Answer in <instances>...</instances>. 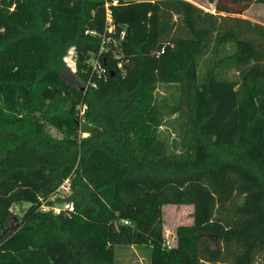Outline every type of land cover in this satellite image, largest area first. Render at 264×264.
I'll use <instances>...</instances> for the list:
<instances>
[{
    "label": "trees",
    "instance_id": "trees-1",
    "mask_svg": "<svg viewBox=\"0 0 264 264\" xmlns=\"http://www.w3.org/2000/svg\"><path fill=\"white\" fill-rule=\"evenodd\" d=\"M207 2L119 0L107 34L103 0H0V264H264V24L239 16L264 0ZM67 178L74 210L39 211ZM164 204L193 207L172 246Z\"/></svg>",
    "mask_w": 264,
    "mask_h": 264
},
{
    "label": "rangeland",
    "instance_id": "rangeland-1",
    "mask_svg": "<svg viewBox=\"0 0 264 264\" xmlns=\"http://www.w3.org/2000/svg\"><path fill=\"white\" fill-rule=\"evenodd\" d=\"M124 1H149V0H124ZM202 9L210 12H214L213 5L209 4L207 0H190ZM239 16L247 18L251 21L264 24V4L252 3L250 4ZM72 72L67 69L63 72V77L67 78ZM170 89L164 84H158L156 93L157 96H168ZM77 114L83 116L84 110L81 105L76 107ZM78 117V115H77ZM83 119H81L82 121ZM50 132L52 135H57L56 131L51 128ZM162 136L167 138L169 141L175 138V133L161 127ZM82 137V135H81ZM69 191L63 189L57 190L55 199L52 204L59 203L62 198H67L70 194ZM56 199H61L56 201ZM27 202H20L14 204L11 208L13 213L12 220L15 221L18 217H21L25 209L28 207ZM192 211L193 207L190 204H164L162 206L163 214V230L165 237V244L172 246L175 244V229L178 225L190 224L192 222ZM150 261V248L147 245H116L115 246V263L116 264H149Z\"/></svg>",
    "mask_w": 264,
    "mask_h": 264
},
{
    "label": "built area",
    "instance_id": "built-area-1",
    "mask_svg": "<svg viewBox=\"0 0 264 264\" xmlns=\"http://www.w3.org/2000/svg\"><path fill=\"white\" fill-rule=\"evenodd\" d=\"M104 2V9H105V29L106 33L110 34L113 31L114 23L113 18L111 14V6L116 5L119 3V0H103ZM88 31H86L87 33ZM93 33V32H91ZM121 35H123V32H121ZM110 40V36L108 35H102L101 37V45L99 50L96 53H92L88 59L87 62L89 63L91 67L92 74H95V76L98 79H101L105 77V67L102 65V59H105L104 52L107 50V46ZM63 61L65 63V66L67 69H69L72 73L76 72L77 69V55L75 52L74 47H71L68 49L66 54L63 57ZM119 67H121V64H118ZM92 85H95L92 83ZM82 109L85 110L86 106L81 105ZM82 118L81 114H78ZM83 119V118H82ZM87 132H82V137L87 136ZM63 189L65 191H71L70 189V179H65L62 184L57 188V190ZM57 190L46 200H40V204L38 207L39 211H51L52 213L56 215L60 214H69L71 211L74 210V207L70 201H67L66 198H62V200L57 204H49L47 201H53Z\"/></svg>",
    "mask_w": 264,
    "mask_h": 264
}]
</instances>
